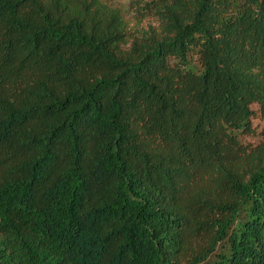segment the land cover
I'll use <instances>...</instances> for the list:
<instances>
[{
	"label": "trees",
	"instance_id": "16d2710c",
	"mask_svg": "<svg viewBox=\"0 0 264 264\" xmlns=\"http://www.w3.org/2000/svg\"><path fill=\"white\" fill-rule=\"evenodd\" d=\"M254 105L264 0H0V264H264Z\"/></svg>",
	"mask_w": 264,
	"mask_h": 264
},
{
	"label": "rangeland",
	"instance_id": "374dc122",
	"mask_svg": "<svg viewBox=\"0 0 264 264\" xmlns=\"http://www.w3.org/2000/svg\"><path fill=\"white\" fill-rule=\"evenodd\" d=\"M120 1L123 2L124 0H120ZM252 108L254 110V117L252 119L253 126L256 127V129H261L264 126V119L260 117L259 111L255 105L252 106ZM245 140L252 141V138L247 137L245 138Z\"/></svg>",
	"mask_w": 264,
	"mask_h": 264
}]
</instances>
